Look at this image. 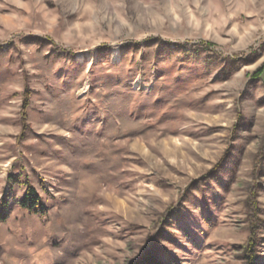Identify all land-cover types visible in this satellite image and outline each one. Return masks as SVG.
<instances>
[{
	"label": "rangeland",
	"instance_id": "obj_1",
	"mask_svg": "<svg viewBox=\"0 0 264 264\" xmlns=\"http://www.w3.org/2000/svg\"><path fill=\"white\" fill-rule=\"evenodd\" d=\"M263 64L264 0H0V264H241L252 198L264 264Z\"/></svg>",
	"mask_w": 264,
	"mask_h": 264
},
{
	"label": "trees",
	"instance_id": "obj_2",
	"mask_svg": "<svg viewBox=\"0 0 264 264\" xmlns=\"http://www.w3.org/2000/svg\"><path fill=\"white\" fill-rule=\"evenodd\" d=\"M146 42L148 46H151V44L163 43L161 40H158V39L154 40L153 38L147 39ZM162 56L163 54H160V57ZM245 59L246 58H242V60H245ZM225 61L229 62V65H233L236 62L234 59H231V58H226ZM254 76H255V79L262 80L263 85H264V64L260 68L257 69V71L254 73ZM261 155H264V147L262 149ZM27 191H34V189L32 187H29ZM29 195H30L29 193L25 195L23 199V203L35 202L36 199H38L37 194H33L30 196ZM248 206L249 207H248L247 217L251 225V234L246 244L243 246V262L241 264H258V262L262 259V256H260L259 251H258L259 238L256 233V230L258 229V224H259V219H258L259 208H258L257 202L253 198L250 201V204H248ZM199 210L204 217L205 223L212 224V222H210V216L207 210V202H204L202 204V207L199 208ZM198 231H202V228L199 229ZM185 233H188V236H186L187 239L190 242H194V239H195L194 234H190L189 232H185ZM133 264H179V263L176 257L171 256V254L169 253L163 254L160 252L159 249L153 246L152 248H147L143 254L138 256L133 261Z\"/></svg>",
	"mask_w": 264,
	"mask_h": 264
}]
</instances>
